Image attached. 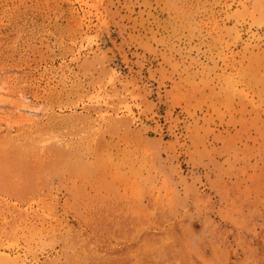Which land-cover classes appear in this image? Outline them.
Returning a JSON list of instances; mask_svg holds the SVG:
<instances>
[{
	"label": "rangeland",
	"instance_id": "rangeland-1",
	"mask_svg": "<svg viewBox=\"0 0 264 264\" xmlns=\"http://www.w3.org/2000/svg\"><path fill=\"white\" fill-rule=\"evenodd\" d=\"M0 264H264V0H0Z\"/></svg>",
	"mask_w": 264,
	"mask_h": 264
}]
</instances>
